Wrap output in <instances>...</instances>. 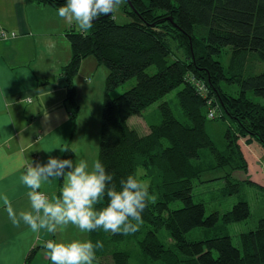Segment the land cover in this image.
I'll use <instances>...</instances> for the list:
<instances>
[{
    "label": "trees",
    "instance_id": "trees-1",
    "mask_svg": "<svg viewBox=\"0 0 264 264\" xmlns=\"http://www.w3.org/2000/svg\"><path fill=\"white\" fill-rule=\"evenodd\" d=\"M49 4L58 9L66 0H26ZM121 9L131 20L117 23L113 14L97 18L87 32L74 28L65 33L71 49L70 59L60 71L65 82L64 103L74 123L79 106L74 78L83 58L93 56L107 67L101 102L98 157L114 182L138 168L150 181V192L157 195L142 217L139 230L131 235L89 232L93 243L101 241L96 263L102 264H264V217L254 229L239 234V245L232 242L228 225L250 216L245 200L235 202L220 214L206 213L204 203L192 199L193 182L200 181L206 169L205 156L212 161L209 169L245 167L236 140H255L264 148V0H123ZM230 47L227 71L217 58ZM258 63L263 68L258 71ZM154 65L156 71L146 69ZM135 84L111 97L110 91L130 78ZM235 84L233 93L221 82ZM195 82L202 83L205 93ZM179 87L176 98L186 120L173 115L161 102L160 121L139 134L128 118ZM218 104L233 120L236 130L224 133L225 143L218 147L206 129L210 109ZM207 150V152H206ZM73 150L66 146L61 159H70ZM211 157V158H210ZM222 191L238 192L240 184L230 178ZM215 178V179H216ZM62 180H59V185ZM264 199V196H263ZM182 205L170 208L173 201ZM101 202L98 207L106 205ZM195 228L214 229L212 236L188 239ZM165 230L172 242L165 245L159 232ZM134 241L136 250L123 244ZM122 246L120 247V245ZM34 250L26 257H33ZM110 259V263L107 259Z\"/></svg>",
    "mask_w": 264,
    "mask_h": 264
},
{
    "label": "crops",
    "instance_id": "crops-1",
    "mask_svg": "<svg viewBox=\"0 0 264 264\" xmlns=\"http://www.w3.org/2000/svg\"><path fill=\"white\" fill-rule=\"evenodd\" d=\"M0 26L16 34L0 39V195H7L19 213L30 210L26 195L30 189L19 180L24 166L30 161L45 163L49 156L61 159L64 151L60 150L69 146L82 130L79 114L82 104L78 98L82 92L92 93L93 79L100 65L93 56L83 58L80 63L74 78L79 110L72 123L63 100L65 82L60 69L71 56L65 33L71 28L78 29L77 26L63 21L57 9L49 4L26 0H0ZM49 41L55 43L51 51L46 46ZM101 70L104 84L106 71ZM98 93V97L103 94V86L102 90L98 86ZM99 128L100 125L97 134ZM241 142L238 140L244 155L243 149L254 154L257 149L254 158L264 156L259 145ZM96 143L98 145V139ZM76 158L75 152L70 159L75 161ZM246 161L248 164L255 162L253 158ZM258 167L261 171V165ZM59 187L57 180L40 190L50 196L58 195ZM68 231L69 227L52 236L43 231L32 234L24 225L17 228L0 200V264H51L45 242L49 239L75 240L73 230ZM85 240H89V232ZM32 250L33 257L26 262Z\"/></svg>",
    "mask_w": 264,
    "mask_h": 264
},
{
    "label": "clouds",
    "instance_id": "clouds-1",
    "mask_svg": "<svg viewBox=\"0 0 264 264\" xmlns=\"http://www.w3.org/2000/svg\"><path fill=\"white\" fill-rule=\"evenodd\" d=\"M122 2L66 0L57 9V14L63 21L75 24L81 32L87 33L97 18L118 12ZM46 46L51 51L55 43L49 41ZM24 167L19 180L30 189L26 193L30 210L17 213L7 195H0V200L11 223L17 228L26 226L32 234L43 231L55 236L73 225L81 233L102 229L106 233L131 235L139 230L143 213L157 201V195L149 191L150 181L143 178L144 169L121 179L117 187L114 175L106 170L100 159L89 163L87 159L74 161L49 156L45 163L30 161ZM57 180L63 181L58 195L50 196L40 190ZM105 200L106 205L98 207ZM44 247L51 264H94L96 251L103 244L91 240L63 242L49 239Z\"/></svg>",
    "mask_w": 264,
    "mask_h": 264
},
{
    "label": "rangeland",
    "instance_id": "rangeland-1",
    "mask_svg": "<svg viewBox=\"0 0 264 264\" xmlns=\"http://www.w3.org/2000/svg\"><path fill=\"white\" fill-rule=\"evenodd\" d=\"M123 4V2H122ZM121 4V5H122ZM116 13L113 14V17L117 23H126L131 20V17L124 13L121 9ZM79 31V29H75ZM230 56V47L226 46L217 57L224 70L227 71V65ZM100 69L96 72L95 78L93 79V88L92 93L87 92L81 93L79 95V100L81 101V111H80V120L82 125V130L79 134H77L76 139H74L69 147L73 152L77 153V158L75 161L79 159H87L89 163L91 161L97 159L98 157V145L96 143V139H99V134H97V126L100 125V115H101V102L103 99V94L101 96L98 93V86H103L104 84L102 80V70L106 71V75L108 73V69L105 65L99 64ZM258 71L263 68V63H258ZM146 71L148 73H154L156 68L154 65L149 66ZM105 81V79H104ZM101 82V85H99ZM136 82V79L130 78L123 82L118 87L114 88L110 91V96L115 97L124 92L125 90L131 88ZM221 87L225 91L233 93L236 89L235 84H229L227 80H223L221 82ZM179 90V87L173 89L169 93H167L163 98L158 100L157 102L153 103L145 110L142 111L139 115H132L128 118V124L133 127L139 134H145L148 132V129L151 125L157 124L160 121V114L158 105L161 102H167L166 104L171 109L173 115H175L180 120H186L183 112H181L180 107L177 102L176 92ZM89 93V94H88ZM248 96L260 103H264V99L259 96H255L252 91H248ZM102 98V99H101ZM97 103V107H96ZM215 118L214 119H207L206 121V129L214 143L221 147L225 143L224 133L227 128H230L233 132L236 130L235 124L233 120L228 116V114L222 109L220 104H218V108L214 110ZM238 140L242 141L241 143L252 144L256 146H260L261 149L264 151V148L258 144L255 140L251 142H245L244 138L239 137L236 140L238 144ZM239 147V144H238ZM240 149V147H239ZM242 149V148H241ZM245 155L243 154L242 150H240V154L245 161V167L240 166L239 168L230 169L229 167H224L223 169H209V167L213 164L212 161L208 159L207 156L203 158V160H198L199 164H204L206 169L200 175V181L193 182V189H192V199L196 202H202L205 205L206 213H210L212 211H217L220 214L224 213L225 211L229 210L232 205L239 201L245 200L249 204L250 208V216L243 221L231 223L228 225V233L231 236L232 242L235 245H239V234L241 232H245L251 229H254L257 225V221L259 218L264 217V156L261 159L254 158L255 154L258 152L256 149L255 154L252 151H247L243 149ZM207 152V150H206ZM249 154V155H248ZM211 158V157H210ZM252 158L255 162L252 161ZM252 161V163L246 160ZM261 165V171L258 166ZM141 169L138 168L137 171ZM225 172L230 173V178L232 180L237 181L240 184V189L238 192H231L226 193L222 191V188L225 185V180L223 178H216L225 175ZM251 176V177H250ZM216 178V179H215ZM63 183V181H62ZM62 185V184H61ZM60 185V186H61ZM60 188V187H59ZM59 194V189H58ZM182 203L180 201H173L169 204L170 208H177L180 207ZM69 231L74 232L75 240H85V234L81 233L75 226L69 225ZM214 229H206V228H195L191 230L187 237L191 240H198L205 237L212 236ZM68 231V232H69ZM160 238L164 242L165 245H170L172 240L167 237V233L165 230H161L159 232ZM136 243L131 241L130 243L123 244V246L127 249H132L135 251ZM122 244L120 245V247ZM107 261L110 263V259L108 258ZM95 263V262H94ZM105 264V262H102Z\"/></svg>",
    "mask_w": 264,
    "mask_h": 264
},
{
    "label": "built area",
    "instance_id": "built-area-1",
    "mask_svg": "<svg viewBox=\"0 0 264 264\" xmlns=\"http://www.w3.org/2000/svg\"><path fill=\"white\" fill-rule=\"evenodd\" d=\"M15 36L16 34L14 32L9 33L0 26V39H7L9 37H15ZM195 84L199 87L200 92L205 93L206 90L202 83L195 82ZM214 117H215L214 109H210L208 112V118H214Z\"/></svg>",
    "mask_w": 264,
    "mask_h": 264
}]
</instances>
